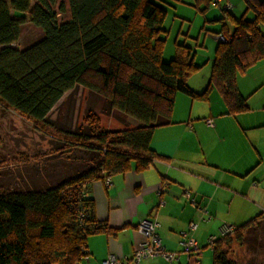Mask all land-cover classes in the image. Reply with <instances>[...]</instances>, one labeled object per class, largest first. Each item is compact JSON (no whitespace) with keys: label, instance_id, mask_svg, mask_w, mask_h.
Wrapping results in <instances>:
<instances>
[{"label":"trees","instance_id":"obj_1","mask_svg":"<svg viewBox=\"0 0 264 264\" xmlns=\"http://www.w3.org/2000/svg\"><path fill=\"white\" fill-rule=\"evenodd\" d=\"M57 1L0 0V106L44 124L68 92L82 87L141 126L122 133L119 146L126 150H120L109 145L114 136L90 115L91 136L70 134L56 142L61 144L59 153L72 156L78 150L87 155L68 156L72 162L93 165L85 164L80 173L54 187L0 192V264H81L88 256V238L107 230L96 219L89 185L128 172L132 162L142 171L160 159L150 149L151 137L156 128L171 124L178 94L208 101L216 90L228 115L247 112L237 80L264 60V0H244L251 20L223 10L233 31L224 26L217 34L229 41L218 42L210 80L201 93L188 85L200 70L193 48L176 44L173 59L163 60L167 36L163 0H67L68 10L61 4L56 11ZM213 1L197 0L207 8ZM67 12L70 19L61 23L60 15ZM27 22L44 36L26 49L14 48ZM263 220L260 214L220 236L213 264H238L227 248L234 243L245 246L247 236Z\"/></svg>","mask_w":264,"mask_h":264},{"label":"crops","instance_id":"obj_2","mask_svg":"<svg viewBox=\"0 0 264 264\" xmlns=\"http://www.w3.org/2000/svg\"><path fill=\"white\" fill-rule=\"evenodd\" d=\"M224 26L232 33L233 26L222 23L216 34ZM211 73L212 68L199 82L189 80V87L203 92ZM237 84L247 112L228 115L216 90L208 101L178 94L171 124L156 128L151 137L150 149L160 159L142 171L132 162L131 170L110 177L109 184L100 179L89 185L96 219L107 230L88 238V259L81 264H101L110 255L131 259L145 241L137 229L144 219L158 221L164 247L178 256L173 264H213L209 239L219 238L223 225L238 227L264 214V60L239 76ZM191 223L197 225L192 236L202 248L198 259L183 252L181 233ZM140 264L171 263L155 258Z\"/></svg>","mask_w":264,"mask_h":264},{"label":"rangeland","instance_id":"obj_3","mask_svg":"<svg viewBox=\"0 0 264 264\" xmlns=\"http://www.w3.org/2000/svg\"><path fill=\"white\" fill-rule=\"evenodd\" d=\"M228 2L233 6V10L230 11L233 17L253 18L251 12L246 13L244 0ZM61 4L68 10L67 0H58L53 8L58 11ZM224 4L207 8L204 2L198 3L197 0H163L160 3L167 10L163 26L167 32L163 60L171 61L175 56L176 44L194 48L196 53L194 63L200 70L191 76L190 81L199 82L211 71L218 43L216 33L222 29V23L227 24V27L233 26L229 15L223 12ZM34 5L35 3L32 4ZM26 16L28 18V14ZM219 18L225 20L219 21ZM69 19V12L59 17L61 23ZM43 36L44 33L40 29L27 22L22 27L20 39L12 46L26 49L40 41ZM90 115L99 120V127L105 133L114 136L108 142L109 145L120 150H126L125 146H119L123 140L122 133L135 131L141 126L132 118L111 109L104 98L82 87L68 92L44 124H34L15 111L0 106V192L54 187L63 181V178L80 173L85 164L93 165L83 160L69 161L71 157L87 156L78 150L71 157L67 156L68 152L56 151L61 146L57 143L60 142L57 141V137L69 139L70 134L82 135L83 138L92 135L87 121ZM90 142L97 144L94 140ZM220 236L221 231L217 237ZM227 249L231 253V258L238 264H264V220L247 236L245 246L240 247L234 243Z\"/></svg>","mask_w":264,"mask_h":264},{"label":"built area","instance_id":"obj_4","mask_svg":"<svg viewBox=\"0 0 264 264\" xmlns=\"http://www.w3.org/2000/svg\"><path fill=\"white\" fill-rule=\"evenodd\" d=\"M224 11L233 10V6L227 0H214L212 3L213 7H218L220 4H223ZM217 42L226 43L229 39H226L223 35H217ZM210 127L214 126V123L211 120L207 121ZM109 178L106 179V184H109ZM85 189V188H84ZM87 196V194H86ZM185 197L187 199H191L190 192H185ZM159 223L156 220L144 219L137 226L138 231L143 235L145 241L135 250L131 259L123 258L119 259L114 255L108 256L104 259L101 264H140L145 259H155V258H163L173 264L177 261L178 256L175 253L167 251L164 247L163 242L158 234ZM197 229V225L195 223H191L189 230L182 232L181 236L183 238L182 246L183 252L189 258L198 259L202 255V248L199 242L192 236V233ZM221 237L231 234L234 231L233 226L224 225L221 228ZM218 238L211 237L209 239V246L214 249L215 243ZM88 256L84 258L87 260ZM83 260V261H84Z\"/></svg>","mask_w":264,"mask_h":264}]
</instances>
